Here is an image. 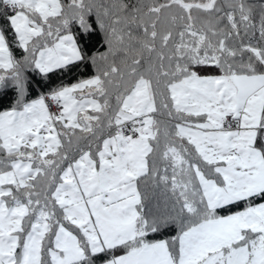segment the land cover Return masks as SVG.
<instances>
[{
	"label": "snow or ice",
	"instance_id": "6c2138e0",
	"mask_svg": "<svg viewBox=\"0 0 264 264\" xmlns=\"http://www.w3.org/2000/svg\"><path fill=\"white\" fill-rule=\"evenodd\" d=\"M0 264H264V0H0Z\"/></svg>",
	"mask_w": 264,
	"mask_h": 264
},
{
	"label": "trees",
	"instance_id": "16d2710c",
	"mask_svg": "<svg viewBox=\"0 0 264 264\" xmlns=\"http://www.w3.org/2000/svg\"><path fill=\"white\" fill-rule=\"evenodd\" d=\"M90 72H91V69L85 70L83 68V66L80 69V73H82L84 76L89 75ZM75 78H77V73L75 71L72 74L65 76V80H74ZM55 82H59V81H56V79L54 78V83ZM37 91H39V89H37ZM5 104H6V102H5Z\"/></svg>",
	"mask_w": 264,
	"mask_h": 264
}]
</instances>
